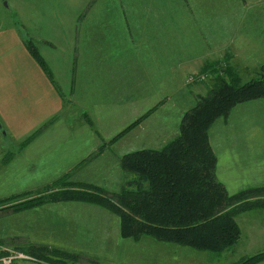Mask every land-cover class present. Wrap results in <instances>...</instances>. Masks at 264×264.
Segmentation results:
<instances>
[{
    "label": "crops",
    "instance_id": "crops-1",
    "mask_svg": "<svg viewBox=\"0 0 264 264\" xmlns=\"http://www.w3.org/2000/svg\"><path fill=\"white\" fill-rule=\"evenodd\" d=\"M90 2L55 0L53 5L45 3L44 12L15 13L24 21L19 26L15 21L10 24L0 21L1 125L6 131L4 135L18 139V143L30 138L4 167L10 168L22 155L18 169L23 168V181L31 183L29 188L0 199L28 191H45L68 176L74 182H98L107 189L110 180H97L94 165L96 170L97 165L106 167L112 163L110 179L117 175L123 179L131 173L120 165L122 154L145 147L159 149L175 138L168 121H173L169 115L175 110L172 106L178 103V90H182L180 82L183 68L187 70L189 41H206L210 37L211 42L224 41V26H231L228 41L240 50H247L249 56L264 55V0H97L92 5ZM9 8L7 14L2 12L0 1V15L2 12L11 16ZM181 10H185L184 17ZM26 38L35 40L58 88L27 49ZM218 50L225 51V45ZM59 89L69 100L67 104ZM149 107L156 112L145 123L141 121L112 141ZM177 108L182 110V104ZM161 115L165 116L163 122L150 129L151 121H159ZM140 142L146 145H137ZM226 148L215 150L219 164ZM130 180L128 176L125 184ZM245 187L249 186L235 191L227 189L235 193ZM54 205H58L53 208L54 224L43 225L48 230L47 236L40 240L23 238L21 251L37 244L84 257L98 256L93 251L98 248L110 249L109 252L117 248L110 243V236L113 227L120 234V221L111 211L75 201L49 203L39 208ZM236 220L241 238L234 249L217 255L154 240L146 242L151 264L159 261L170 264V259L180 261L176 264H233L237 262L234 252L238 247L249 254L263 251L264 209L240 213ZM145 238L150 237L142 240ZM142 240L134 242L139 244ZM124 246L120 249H126ZM80 249L84 251L81 253Z\"/></svg>",
    "mask_w": 264,
    "mask_h": 264
},
{
    "label": "trees",
    "instance_id": "trees-1",
    "mask_svg": "<svg viewBox=\"0 0 264 264\" xmlns=\"http://www.w3.org/2000/svg\"><path fill=\"white\" fill-rule=\"evenodd\" d=\"M93 2L96 0H91L90 5ZM25 45L57 86L53 72L34 40L26 38ZM231 57L226 54L221 60L205 63L202 75H212L215 85L184 113L177 137L162 148L140 149L120 158L122 169L133 174L134 178L122 185L119 191L111 192L97 184L74 182L68 176L48 186L45 191L24 192L0 199L2 212L19 213L61 201L91 203L119 217L120 236L124 239L139 242L143 237H150L217 255L234 249L241 238L236 217L246 211L264 209V186L245 187L235 193L227 189L217 177L219 159L210 131L220 117L227 118L236 106L258 100L264 103V63L256 77L244 82L231 65ZM195 81H198L197 77ZM141 121L138 118L113 140ZM3 129L0 120V131ZM29 141L30 138H26L19 143L20 151ZM14 156V152H7L3 165ZM8 253L0 251V257ZM22 253L51 264H77L76 259L81 257L37 244H31ZM262 262L264 250L233 264Z\"/></svg>",
    "mask_w": 264,
    "mask_h": 264
},
{
    "label": "rangeland",
    "instance_id": "rangeland-1",
    "mask_svg": "<svg viewBox=\"0 0 264 264\" xmlns=\"http://www.w3.org/2000/svg\"><path fill=\"white\" fill-rule=\"evenodd\" d=\"M0 1H1V11L7 14L6 8L8 9L10 7L8 12L11 14V16H9L2 14L1 12L0 21H2L4 24H10L11 22L15 21L18 26L21 24V22H24L23 18L20 19L19 14L26 15V13L24 12L26 10L29 11L30 13L32 12L37 13L40 11L44 12L45 3L48 5H53L55 3V0H0ZM46 7L48 6L46 5ZM89 11L90 9H87V14ZM181 11L183 12V17H184L185 10H181ZM15 13H19V14L17 15ZM85 14L81 16H85ZM31 15L34 16L33 14ZM224 31H225L224 41L211 42L212 40L210 39L211 38L210 33H208L210 37L209 40L189 41L190 44L187 45L188 47V54L186 58L187 70L183 68V71L185 72L184 73L182 72L183 77L180 82V85L182 86V90H178L177 92L178 103L175 106H172V108L173 109L175 108V110H173V113L169 115L173 119V121L172 120L168 121V124L170 126L169 131L171 133H175L174 134L176 135L175 137H177L179 134L180 123H181L180 121L182 120V116L184 115V113L195 105L198 97L206 96L209 90L215 85V80L212 75L209 74H207V76L202 75L201 70L206 62L221 60L225 57L226 54H230L232 56L230 61L231 65L235 67V69L237 70L238 74L241 76L244 82L252 77H256L258 75L261 64L264 63V55L249 56L246 52L247 50L246 51L240 50L239 48L235 47V44H233V42L227 40L230 37L229 34H231L232 32L231 26H224ZM28 36L30 37V35ZM185 41L183 42L186 44ZM260 42H261L260 48L262 49L263 40ZM237 44L239 45L240 42H238ZM223 45H225V51H219L218 49ZM199 76L202 79L199 78ZM196 77L198 81H195ZM60 91L62 92L61 89ZM64 98H65L64 102L65 104H67L69 100L67 99L65 94H64ZM181 104H182V110L177 108ZM153 108L149 107L146 112H144L142 115L139 116V118H141L142 121L144 122L148 116H152V114L156 112V111L153 112L154 111ZM163 117L165 116L161 115L159 121L158 119H154L153 121H151L150 129H156V123L157 122L162 123ZM126 129H128V126H126L123 129V131H125ZM4 132H6L4 129L0 131V197L9 195L10 193L13 192L14 193L21 192L20 190L29 188V185L31 184L28 181H23L25 177L24 173L22 172L23 168L18 169L20 161L22 162V155L18 157V161L15 164H13L10 168L4 167L2 160L5 154L7 152L12 151L15 153V155H18L20 151L19 143H18L19 141H17L18 139L14 137L12 138L11 135H10L11 138L4 136ZM210 132H211V142L215 150L218 147H223V148L225 146L227 147L224 150L223 156L220 155L221 157L220 161L222 162L221 164L218 163V167H217V176L218 178H220L219 180L222 183H224L227 188L232 189L233 191H235L234 190L235 188L244 187V185H247L249 187L264 186V103L263 101L262 100L252 101L236 106L227 118L220 117L214 123ZM118 135H115L113 138L117 137ZM120 136L118 137V139H120ZM113 138L112 141H116L113 140ZM225 143L228 144L229 146L226 145ZM140 144L146 145L143 142L137 143V145ZM147 148L149 147L140 148V149H147ZM140 149H136L133 151H137ZM123 155L124 154H122L119 157V159ZM94 167L95 165L92 168L93 172H95L94 174L96 177H99L97 180H100V182H103L106 179L110 180L107 189L111 192L119 191L121 186L126 183L128 176H129V180L133 178V174L127 173V175H125L123 179L119 175H117L115 178L113 177L112 179H110L111 168L113 167L112 163L111 165H108L106 167H104L103 165L99 167L97 165L96 170L94 169ZM96 183L98 182H95L94 184ZM32 187L31 189H33ZM57 207L58 205H54L48 207L51 209L39 208L36 209V211L35 210L24 211L19 214H14L10 212L4 213L2 212V209H0V251H7V252L10 251L13 255L18 256V258H14L10 263H5L3 261L4 257H0V264H51L50 261L48 262L47 260H42L41 262L40 261L38 262V261H34L33 259L27 258L26 257L27 255L22 254L21 248L24 247L23 242L25 241V239L23 238H30V239L33 238L36 240L38 239L40 240L42 239V237L47 236L45 232H47L48 230H45L44 227L46 226L43 225L47 223L54 224L55 220L53 217L54 216L53 213L55 212V210L53 208L56 209ZM103 227H105V224H103ZM102 229L104 230L105 228ZM102 236H103L102 234H99V237ZM154 240L155 239L153 238H145L142 240L141 243L136 244L131 239L122 238L118 230L115 229V227H113L111 230L110 243L112 244V246H117V248L111 249V252L108 251L110 249L98 248L97 250H93L94 252H97L98 256L85 255L84 257H80L76 259L78 260L76 261V263L77 264H151L149 259L150 248H147L146 242H155ZM150 244L151 246H154V244L152 243ZM123 246L126 247V249H120ZM238 249L234 252L235 261H238L241 258L250 255L249 254L250 252H246L242 250L243 247H238ZM127 250L128 252H126ZM79 251L82 253L84 250L80 249ZM124 252L127 254V256L125 255ZM157 260L158 258H156L154 261L156 262ZM157 263L167 264V262L163 263V261H159ZM176 263H180V261L176 259H172V260L170 259V264H176Z\"/></svg>",
    "mask_w": 264,
    "mask_h": 264
},
{
    "label": "built area",
    "instance_id": "built-area-1",
    "mask_svg": "<svg viewBox=\"0 0 264 264\" xmlns=\"http://www.w3.org/2000/svg\"><path fill=\"white\" fill-rule=\"evenodd\" d=\"M14 258H18V256H15V255H13V254H11V255H7V256H4L3 261H4L5 263H10V262H12V260H13Z\"/></svg>",
    "mask_w": 264,
    "mask_h": 264
}]
</instances>
